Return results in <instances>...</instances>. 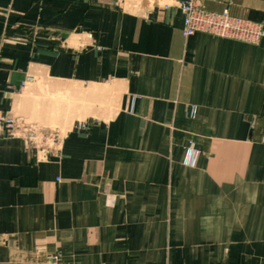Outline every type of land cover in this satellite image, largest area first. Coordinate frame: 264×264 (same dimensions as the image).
Here are the masks:
<instances>
[{
    "label": "crops",
    "instance_id": "0c3cea01",
    "mask_svg": "<svg viewBox=\"0 0 264 264\" xmlns=\"http://www.w3.org/2000/svg\"><path fill=\"white\" fill-rule=\"evenodd\" d=\"M179 1L0 0V114L61 137H0V264H264V39Z\"/></svg>",
    "mask_w": 264,
    "mask_h": 264
},
{
    "label": "built area",
    "instance_id": "2783aa9c",
    "mask_svg": "<svg viewBox=\"0 0 264 264\" xmlns=\"http://www.w3.org/2000/svg\"><path fill=\"white\" fill-rule=\"evenodd\" d=\"M184 13L183 36L188 38L197 33H207L220 38L233 39L250 44H259L264 39V25L232 16L228 10L209 12L200 8L196 0L178 2ZM80 126V128H82ZM20 137L25 147H34L45 153V157L61 144V137L53 131H39L27 127L12 116L0 114V137ZM190 162L195 159V151H189ZM44 157V158H45ZM60 179H58L59 181ZM51 264H59L61 255H51Z\"/></svg>",
    "mask_w": 264,
    "mask_h": 264
}]
</instances>
